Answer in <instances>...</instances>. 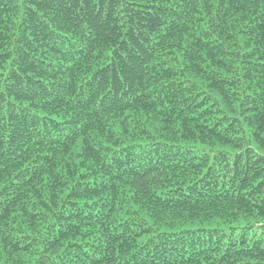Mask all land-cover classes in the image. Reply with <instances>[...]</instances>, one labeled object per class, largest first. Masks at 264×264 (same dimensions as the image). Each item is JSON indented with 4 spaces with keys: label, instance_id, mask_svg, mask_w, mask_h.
I'll return each mask as SVG.
<instances>
[{
    "label": "trees",
    "instance_id": "obj_1",
    "mask_svg": "<svg viewBox=\"0 0 264 264\" xmlns=\"http://www.w3.org/2000/svg\"><path fill=\"white\" fill-rule=\"evenodd\" d=\"M0 264H264V0H0Z\"/></svg>",
    "mask_w": 264,
    "mask_h": 264
},
{
    "label": "rangeland",
    "instance_id": "obj_2",
    "mask_svg": "<svg viewBox=\"0 0 264 264\" xmlns=\"http://www.w3.org/2000/svg\"><path fill=\"white\" fill-rule=\"evenodd\" d=\"M260 232V230L258 231V233Z\"/></svg>",
    "mask_w": 264,
    "mask_h": 264
}]
</instances>
